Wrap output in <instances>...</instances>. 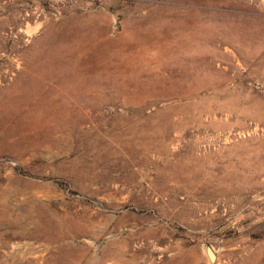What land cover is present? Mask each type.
<instances>
[{"label": "rangeland", "instance_id": "374dc122", "mask_svg": "<svg viewBox=\"0 0 264 264\" xmlns=\"http://www.w3.org/2000/svg\"><path fill=\"white\" fill-rule=\"evenodd\" d=\"M0 264H264V0H0Z\"/></svg>", "mask_w": 264, "mask_h": 264}, {"label": "water", "instance_id": "95a60500", "mask_svg": "<svg viewBox=\"0 0 264 264\" xmlns=\"http://www.w3.org/2000/svg\"><path fill=\"white\" fill-rule=\"evenodd\" d=\"M203 249H204V253L208 261L213 263L216 258V255L213 252L212 248L208 244H204Z\"/></svg>", "mask_w": 264, "mask_h": 264}]
</instances>
